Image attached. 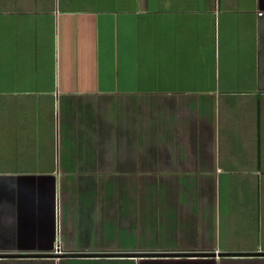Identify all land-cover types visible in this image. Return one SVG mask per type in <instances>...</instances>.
<instances>
[{"label":"crops","instance_id":"1","mask_svg":"<svg viewBox=\"0 0 264 264\" xmlns=\"http://www.w3.org/2000/svg\"><path fill=\"white\" fill-rule=\"evenodd\" d=\"M0 264H264V0H0Z\"/></svg>","mask_w":264,"mask_h":264},{"label":"built area","instance_id":"2","mask_svg":"<svg viewBox=\"0 0 264 264\" xmlns=\"http://www.w3.org/2000/svg\"><path fill=\"white\" fill-rule=\"evenodd\" d=\"M60 249H61V245H60L59 241H57L55 244V252H57V253L60 252Z\"/></svg>","mask_w":264,"mask_h":264}]
</instances>
